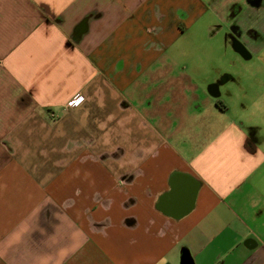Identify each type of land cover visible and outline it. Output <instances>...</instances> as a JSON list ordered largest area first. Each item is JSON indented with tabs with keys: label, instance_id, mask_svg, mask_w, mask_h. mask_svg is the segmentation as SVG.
<instances>
[{
	"label": "crops",
	"instance_id": "obj_1",
	"mask_svg": "<svg viewBox=\"0 0 264 264\" xmlns=\"http://www.w3.org/2000/svg\"><path fill=\"white\" fill-rule=\"evenodd\" d=\"M261 3L0 0V264H264Z\"/></svg>",
	"mask_w": 264,
	"mask_h": 264
},
{
	"label": "rangeland",
	"instance_id": "obj_2",
	"mask_svg": "<svg viewBox=\"0 0 264 264\" xmlns=\"http://www.w3.org/2000/svg\"><path fill=\"white\" fill-rule=\"evenodd\" d=\"M209 44H200L196 45L194 47H190L189 44L183 45V51L185 52H200L202 55L201 59L198 61L191 60L195 58H186L183 63V67L187 69H197L201 73H207L209 75L210 79H213V68L217 67V74L223 73V74H234L237 75V73H240L241 76V82L242 87L246 86L248 89H250L251 86L262 85L264 86V59H259L257 57H253L250 59H240L233 56V60L231 61L230 57H226V59H218L217 57H213L211 53L209 55L206 52L212 51V49L209 48ZM263 61V63H262ZM226 72V73H225ZM222 75H220L219 79L222 78ZM230 87L233 89L232 97L226 96L225 90L230 89ZM221 89L223 91L221 99L227 101L229 104H232L233 109L232 112H239L246 120L245 124L248 125L250 122L257 123L263 122L264 123V91L261 94L260 97V103L257 104H251V101L255 99L258 96V93H252L248 97L242 99L241 98V92L240 90L235 86V82L233 81H227L223 83L221 86ZM250 92V91H249ZM253 96V97H252ZM245 102V104L249 105L247 110H241L238 105L239 103ZM260 107V108H259ZM233 114V113H232Z\"/></svg>",
	"mask_w": 264,
	"mask_h": 264
},
{
	"label": "built area",
	"instance_id": "obj_3",
	"mask_svg": "<svg viewBox=\"0 0 264 264\" xmlns=\"http://www.w3.org/2000/svg\"><path fill=\"white\" fill-rule=\"evenodd\" d=\"M82 101V96L77 94L75 95L68 103H67V106H76L78 105L80 102Z\"/></svg>",
	"mask_w": 264,
	"mask_h": 264
},
{
	"label": "flooded vegetation",
	"instance_id": "obj_4",
	"mask_svg": "<svg viewBox=\"0 0 264 264\" xmlns=\"http://www.w3.org/2000/svg\"><path fill=\"white\" fill-rule=\"evenodd\" d=\"M258 2H260V3H261V2H262V0H258ZM261 4H263V5H264V0H263V3H261ZM237 46H238V48L242 49L241 45H239V44H238Z\"/></svg>",
	"mask_w": 264,
	"mask_h": 264
},
{
	"label": "trees",
	"instance_id": "obj_5",
	"mask_svg": "<svg viewBox=\"0 0 264 264\" xmlns=\"http://www.w3.org/2000/svg\"><path fill=\"white\" fill-rule=\"evenodd\" d=\"M186 260H190V257L187 255L184 256V261H186Z\"/></svg>",
	"mask_w": 264,
	"mask_h": 264
},
{
	"label": "water",
	"instance_id": "obj_6",
	"mask_svg": "<svg viewBox=\"0 0 264 264\" xmlns=\"http://www.w3.org/2000/svg\"><path fill=\"white\" fill-rule=\"evenodd\" d=\"M184 264H190L188 261H185Z\"/></svg>",
	"mask_w": 264,
	"mask_h": 264
}]
</instances>
